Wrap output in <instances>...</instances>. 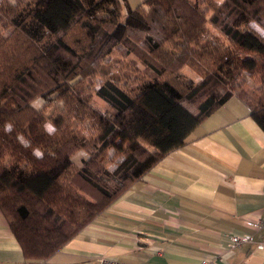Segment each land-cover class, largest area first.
Masks as SVG:
<instances>
[{"label": "trees", "instance_id": "obj_1", "mask_svg": "<svg viewBox=\"0 0 264 264\" xmlns=\"http://www.w3.org/2000/svg\"><path fill=\"white\" fill-rule=\"evenodd\" d=\"M253 22L264 29V0H0V208L27 260L51 257L231 97L264 130ZM117 52L129 70L111 72Z\"/></svg>", "mask_w": 264, "mask_h": 264}, {"label": "crops", "instance_id": "obj_2", "mask_svg": "<svg viewBox=\"0 0 264 264\" xmlns=\"http://www.w3.org/2000/svg\"><path fill=\"white\" fill-rule=\"evenodd\" d=\"M146 0H128L131 7ZM264 130L233 96L107 209L42 262L25 258L0 208V264H264Z\"/></svg>", "mask_w": 264, "mask_h": 264}, {"label": "rangeland", "instance_id": "obj_3", "mask_svg": "<svg viewBox=\"0 0 264 264\" xmlns=\"http://www.w3.org/2000/svg\"><path fill=\"white\" fill-rule=\"evenodd\" d=\"M128 62L129 61H128L127 57H124L121 55V53L117 52L114 55L113 61L108 63V65L111 68L112 73H119V72H125L126 70H129L130 66L128 65ZM182 72L187 77H192L194 79L199 78L197 76V74H195L189 67H184ZM96 81H95V83H96ZM91 102H92L93 106H95L97 109L102 111L104 114L110 116V112L108 110L107 104L101 98H99L97 95L93 94V98H92ZM33 103L36 107L41 108V107H44L45 100L43 98L39 97ZM58 106L59 105L57 103H52L50 105H47V107H45L47 114H52ZM86 155L87 154L84 150H80L76 154H74L73 160L76 163H80L82 157H85Z\"/></svg>", "mask_w": 264, "mask_h": 264}, {"label": "built area", "instance_id": "obj_4", "mask_svg": "<svg viewBox=\"0 0 264 264\" xmlns=\"http://www.w3.org/2000/svg\"><path fill=\"white\" fill-rule=\"evenodd\" d=\"M249 224L255 229H260L264 222L262 220L249 222ZM253 243L257 248L264 250V235L259 240L255 238L253 233H233L230 234V244L232 247H240L243 244ZM101 264H123L117 260L101 259Z\"/></svg>", "mask_w": 264, "mask_h": 264}, {"label": "clouds", "instance_id": "obj_5", "mask_svg": "<svg viewBox=\"0 0 264 264\" xmlns=\"http://www.w3.org/2000/svg\"><path fill=\"white\" fill-rule=\"evenodd\" d=\"M253 27H255L258 31L264 32V29H261L259 25L255 24V22H253Z\"/></svg>", "mask_w": 264, "mask_h": 264}]
</instances>
